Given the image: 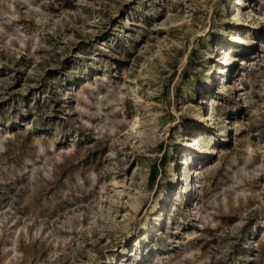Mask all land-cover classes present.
Segmentation results:
<instances>
[{
	"label": "rangeland",
	"instance_id": "1",
	"mask_svg": "<svg viewBox=\"0 0 264 264\" xmlns=\"http://www.w3.org/2000/svg\"><path fill=\"white\" fill-rule=\"evenodd\" d=\"M0 264H264V0H0Z\"/></svg>",
	"mask_w": 264,
	"mask_h": 264
},
{
	"label": "bare ground",
	"instance_id": "2",
	"mask_svg": "<svg viewBox=\"0 0 264 264\" xmlns=\"http://www.w3.org/2000/svg\"><path fill=\"white\" fill-rule=\"evenodd\" d=\"M240 0H237V3L239 2ZM236 5V4H235ZM235 20L237 21H240V17H239V13L237 11V8L235 7V10H234V18ZM232 19V20H233ZM237 35L235 34L232 38L239 42V43H242L243 42V37L242 36H238L236 37ZM223 54H225V56L227 57V55L229 54V49H226L223 51ZM241 76V72L239 74V77ZM238 86H241V83L238 82L237 83ZM202 104L206 102V97L202 98ZM211 100V99H210ZM209 102V101H208ZM212 112V111H211ZM213 113H211V115L208 117L206 115H202L200 118L201 120H203L204 122L207 121V118H210L212 116ZM139 124V121L138 119L134 120L133 124H132V129H134L137 125ZM202 135L203 134H197V136L195 137H192V139L187 142V147L189 148V150H185L184 151V156L182 157V161L180 162L181 165H184L183 168H182V176L184 178L185 181H187V188H186V192L188 194H191V192L193 190H196V187L198 186V182H197V177H196V173L199 172V169L198 168H194V161L193 159L189 160V157L191 156V151L196 147L198 146V148H200V140L202 139ZM215 149V148H214ZM214 151V150H212ZM210 154L211 153V149H206V152L205 154ZM193 156V155H192ZM192 158V157H191ZM191 161V163H190ZM191 164V165H190ZM174 165V164H173ZM195 175V176H194ZM176 176H179L177 173L175 174V177ZM195 177V179L193 180V182L190 181V179L192 177ZM178 181H180L179 177L177 178ZM169 194V193H168ZM189 196V195H187ZM163 197V196H162ZM160 207V203H157L153 206V209H152V214H155V212H157L158 208ZM157 220V226H160V218H157L155 219ZM153 228V227H152ZM146 229H151V227H149V225L146 226Z\"/></svg>",
	"mask_w": 264,
	"mask_h": 264
}]
</instances>
